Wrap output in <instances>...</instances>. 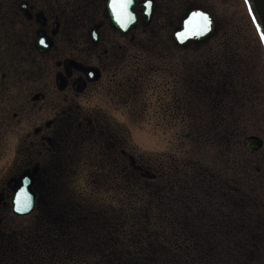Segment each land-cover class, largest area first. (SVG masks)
I'll use <instances>...</instances> for the list:
<instances>
[{
    "label": "rangeland",
    "instance_id": "374dc122",
    "mask_svg": "<svg viewBox=\"0 0 264 264\" xmlns=\"http://www.w3.org/2000/svg\"><path fill=\"white\" fill-rule=\"evenodd\" d=\"M13 2L0 0V180L15 165L12 157L29 117L50 115L49 110L31 114L29 91L47 87L45 101L52 100L46 57L30 55L25 37L8 32L5 21L14 15ZM192 4L213 13L218 32L203 44L177 48L170 34ZM250 8L249 0H159L152 29L127 42L116 72L117 82L128 88L123 91L127 100L103 92L84 103L102 130L121 138L118 150L145 165L149 178L157 169L162 175L147 185H155L158 194L149 188L142 193L141 187L137 199L128 197V221L149 231L157 226L166 239L156 245L159 264L183 258L180 251L187 249H193L198 264H264V42ZM96 105L103 112L92 116ZM249 135L263 142L253 153L242 144ZM80 160L83 170L71 180L76 192L87 186L97 164ZM170 167L171 175L181 178L195 171L194 181L197 177L200 186H209L208 198L183 189L190 178L176 186L171 177V187L160 181ZM112 194L106 189L94 200L107 201ZM3 217L9 231L27 221L9 208ZM197 247L208 250L204 257Z\"/></svg>",
    "mask_w": 264,
    "mask_h": 264
},
{
    "label": "trees",
    "instance_id": "16d2710c",
    "mask_svg": "<svg viewBox=\"0 0 264 264\" xmlns=\"http://www.w3.org/2000/svg\"><path fill=\"white\" fill-rule=\"evenodd\" d=\"M120 139L111 131L96 129L78 135L75 138L78 145L55 155L41 168L35 183L34 208L25 217L24 225L18 224L17 229L12 227L9 235H5L7 245L0 254V264H159L155 258L159 253L156 245H162L159 242L166 239L157 226L151 232L139 226L138 221L133 224L128 221L129 210H132L128 197L137 199L141 187L142 193L149 188L158 194L155 185H147L158 182L162 175L157 169L154 177L149 178L145 165L137 164L136 160L132 162L131 155L118 150ZM79 157L86 159L83 163L93 159L97 164L93 178L76 192L71 180L83 170ZM86 172L89 174L90 169ZM167 173L160 181L170 187L171 177L176 186L190 178L184 190L202 192L201 197L207 194L204 195L206 198L210 195L209 186H200L201 180L197 177L194 181L195 171L188 170L185 178L171 175V167ZM106 189L113 192L110 200L99 198L95 201L96 197L106 193ZM176 203L186 206L187 201L177 199ZM199 247L194 249L204 257L208 250ZM191 251L193 249L180 251L184 257H174L175 262L172 259L171 264H198Z\"/></svg>",
    "mask_w": 264,
    "mask_h": 264
},
{
    "label": "flooded vegetation",
    "instance_id": "af4514ba",
    "mask_svg": "<svg viewBox=\"0 0 264 264\" xmlns=\"http://www.w3.org/2000/svg\"><path fill=\"white\" fill-rule=\"evenodd\" d=\"M14 1V15L5 21L8 32L25 37L30 55L34 52L46 57L51 84L48 94L52 100L45 101L47 87H34L28 93L31 114L41 115L49 110L50 115L37 116L33 120L29 117V124L22 130L23 137L12 157L13 161L17 158L15 165L7 170L5 180H0V254L7 245L4 237L9 229H4L2 224L8 208L11 213L12 182L28 171L32 177L31 189L35 193V183L44 165L49 164L55 155L79 144L75 141L78 135L102 130V123L98 119L93 121L91 110L84 103L90 96L103 92L113 94L119 101L125 96L127 100L123 91L128 92V88L117 82L116 72L126 56L127 42L152 29L159 6V0H152L153 13L145 23L141 0H134L131 10L135 22L126 32H120L111 21L106 0ZM39 37L49 42V47L43 51L35 46V39ZM92 110V116L103 112L99 105ZM17 115L14 112V116ZM130 158L135 161L132 156Z\"/></svg>",
    "mask_w": 264,
    "mask_h": 264
},
{
    "label": "water",
    "instance_id": "95a60500",
    "mask_svg": "<svg viewBox=\"0 0 264 264\" xmlns=\"http://www.w3.org/2000/svg\"><path fill=\"white\" fill-rule=\"evenodd\" d=\"M252 7L256 13V16L258 18V22L264 23V0H251ZM196 11H202L205 12L210 20L212 21L209 30L204 35H192L189 31L188 27L186 26V21L188 18L192 15L193 12ZM113 20L116 23V25L120 26L119 22L116 19V16L113 14ZM215 28V23L212 19V16L209 12L199 9V8H191L186 15L181 19L179 28L175 30V32L172 34L173 40L177 45H183L187 41H200L205 36H207L210 32H212ZM243 146L248 152H254L258 150L262 146V140L254 135L246 136L243 141ZM32 182L31 173L24 172L18 180H16L13 183V188L16 191V197L14 198V210L17 214H25L27 213L33 204V198L34 195L32 191L30 190ZM24 190L28 193L29 201L28 204H25V200L23 197L20 196L21 190ZM17 208L24 209L23 211H17Z\"/></svg>",
    "mask_w": 264,
    "mask_h": 264
},
{
    "label": "snow or ice",
    "instance_id": "6c2138e0",
    "mask_svg": "<svg viewBox=\"0 0 264 264\" xmlns=\"http://www.w3.org/2000/svg\"><path fill=\"white\" fill-rule=\"evenodd\" d=\"M133 3V0H112V10L116 16V19L121 22L123 27L127 26V23L124 21V17L127 16L131 18V13L128 12L129 6ZM148 3L151 4L152 0H148ZM251 11V9H249ZM257 18L254 16L253 21L256 22ZM212 21L209 16L202 11L193 12L192 15L186 21V26L192 35H204L211 25ZM257 30L260 32L261 40H264V23H256ZM41 44L44 41H40ZM20 196L24 198L25 204H28L29 196L26 191L23 189L20 192ZM24 209L17 208V211H23Z\"/></svg>",
    "mask_w": 264,
    "mask_h": 264
}]
</instances>
